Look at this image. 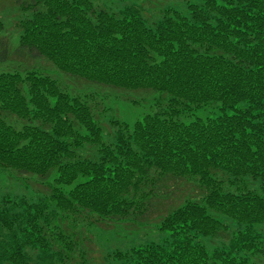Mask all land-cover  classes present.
Segmentation results:
<instances>
[{"label": "trees", "instance_id": "obj_1", "mask_svg": "<svg viewBox=\"0 0 264 264\" xmlns=\"http://www.w3.org/2000/svg\"><path fill=\"white\" fill-rule=\"evenodd\" d=\"M180 1L146 20L14 0L18 45L0 21V65L42 61L71 84L0 73V169L52 174L36 201L0 195V264H87L89 231L151 223L168 238L103 264H264V0ZM106 90L148 113L113 117Z\"/></svg>", "mask_w": 264, "mask_h": 264}, {"label": "rangeland", "instance_id": "obj_2", "mask_svg": "<svg viewBox=\"0 0 264 264\" xmlns=\"http://www.w3.org/2000/svg\"><path fill=\"white\" fill-rule=\"evenodd\" d=\"M97 6L106 9L123 8L125 6H133L139 9L141 16L146 20H152L157 18V10L162 6L174 5L177 9H184L183 3L180 0H123L118 2L117 0H91ZM194 1V0H193ZM19 19V12L17 11L14 0H0V21L3 23V33L11 41V47L15 48L18 45L19 34L15 29V23ZM39 68L51 72L56 78H61L63 75L57 73L51 69L48 64L42 61H22V63L11 65H0L1 72H13L14 70H38ZM62 80L67 85L71 84L70 80L62 77ZM79 86V84H77ZM75 88V86H73ZM110 99L107 105L111 111L110 115L116 117L119 120L126 121L129 124H133L136 120L141 119L149 111L148 104H139L133 106L126 101L123 95H113L111 91L106 90ZM101 92V91H100ZM131 98H136L130 95ZM116 99V100H114ZM124 99V100H123ZM208 110H198L193 113L189 119H185V122H189L195 118H205L209 116ZM52 174L47 180H40L34 175L18 174L11 170L0 169V195H9L11 197H25L29 201H36L44 195V189L41 186L52 185ZM87 180L86 177H79L69 186H63L65 191L70 190L76 184ZM128 226L120 224V229L114 234L97 233L95 231H89L85 234V252L87 253V264H103L107 255L115 250L126 251L129 248L143 246L149 243H161L164 239L168 238L169 232L158 230L155 223L132 226L131 231H128ZM206 238L204 241L206 242ZM207 245L213 247L214 244L206 242ZM107 264H118L117 262L107 261Z\"/></svg>", "mask_w": 264, "mask_h": 264}]
</instances>
